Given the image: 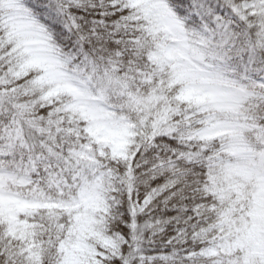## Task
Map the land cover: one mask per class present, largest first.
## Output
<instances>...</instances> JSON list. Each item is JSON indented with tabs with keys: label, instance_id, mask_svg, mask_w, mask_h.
<instances>
[{
	"label": "snow or ice",
	"instance_id": "1",
	"mask_svg": "<svg viewBox=\"0 0 264 264\" xmlns=\"http://www.w3.org/2000/svg\"><path fill=\"white\" fill-rule=\"evenodd\" d=\"M0 264H264V0H0Z\"/></svg>",
	"mask_w": 264,
	"mask_h": 264
}]
</instances>
